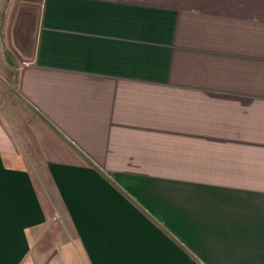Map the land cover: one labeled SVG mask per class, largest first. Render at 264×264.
Returning a JSON list of instances; mask_svg holds the SVG:
<instances>
[{"label": "crops", "instance_id": "obj_1", "mask_svg": "<svg viewBox=\"0 0 264 264\" xmlns=\"http://www.w3.org/2000/svg\"><path fill=\"white\" fill-rule=\"evenodd\" d=\"M0 264H264V0H0Z\"/></svg>", "mask_w": 264, "mask_h": 264}, {"label": "rangeland", "instance_id": "obj_2", "mask_svg": "<svg viewBox=\"0 0 264 264\" xmlns=\"http://www.w3.org/2000/svg\"><path fill=\"white\" fill-rule=\"evenodd\" d=\"M51 196V195H50ZM50 198V197H49Z\"/></svg>", "mask_w": 264, "mask_h": 264}]
</instances>
